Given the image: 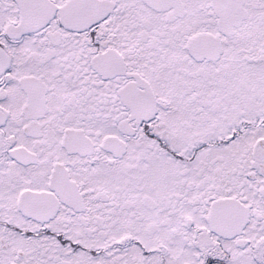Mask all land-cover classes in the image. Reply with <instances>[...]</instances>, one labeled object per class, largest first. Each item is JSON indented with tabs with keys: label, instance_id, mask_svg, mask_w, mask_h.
Listing matches in <instances>:
<instances>
[{
	"label": "flooded vegetation",
	"instance_id": "flooded-vegetation-1",
	"mask_svg": "<svg viewBox=\"0 0 264 264\" xmlns=\"http://www.w3.org/2000/svg\"><path fill=\"white\" fill-rule=\"evenodd\" d=\"M0 264H264V0H0Z\"/></svg>",
	"mask_w": 264,
	"mask_h": 264
}]
</instances>
